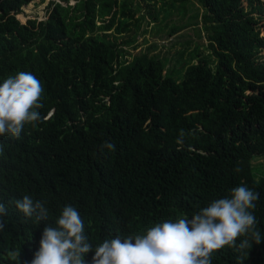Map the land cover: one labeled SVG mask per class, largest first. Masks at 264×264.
<instances>
[{"label": "trees", "instance_id": "trees-1", "mask_svg": "<svg viewBox=\"0 0 264 264\" xmlns=\"http://www.w3.org/2000/svg\"><path fill=\"white\" fill-rule=\"evenodd\" d=\"M34 1L0 0V83L33 73L47 117L26 124L20 139L0 136V201L8 207L0 264H16L14 251L30 264L44 227L66 204L80 212L94 249L191 218L241 185L260 194L261 242L225 246L211 264H264V168L254 167L264 158V0H198L210 55L198 48L189 62L183 51L133 54L137 37L120 42L132 20L139 29L145 18H134V0L52 2L45 20L21 23L16 14ZM161 1L182 13L192 2ZM196 23L174 25L168 35ZM105 141L115 150H101ZM26 194L46 202L47 219L26 218L8 203Z\"/></svg>", "mask_w": 264, "mask_h": 264}, {"label": "clouds", "instance_id": "clouds-1", "mask_svg": "<svg viewBox=\"0 0 264 264\" xmlns=\"http://www.w3.org/2000/svg\"><path fill=\"white\" fill-rule=\"evenodd\" d=\"M41 81L31 72L21 71L0 83V136L20 139L26 124L36 126L47 117L43 108ZM181 130L176 143H183ZM101 150H115L111 141L101 144ZM3 146L0 145V152ZM239 171V169H236ZM258 191L243 185L231 189L230 198L212 201L191 218L175 222L157 223L143 235L121 238L117 235L95 246L85 234V223L80 212L72 205H64L55 225H46L42 231L38 250L30 264H85L84 256L94 252L91 264H211L212 254L225 246L244 249L250 241L261 242L255 215ZM24 217L47 219L45 201L34 200L31 195L9 201ZM251 210V211H250ZM8 207L0 201V217L6 216ZM6 225L0 219V231ZM245 237L237 245L239 237ZM10 255L20 264V252Z\"/></svg>", "mask_w": 264, "mask_h": 264}, {"label": "rangeland", "instance_id": "rangeland-1", "mask_svg": "<svg viewBox=\"0 0 264 264\" xmlns=\"http://www.w3.org/2000/svg\"><path fill=\"white\" fill-rule=\"evenodd\" d=\"M69 5H73L77 0H68ZM52 2L63 3V0H36L30 3L28 6H24L16 17L21 23L25 24L31 19H37L38 21L45 20L47 18V10L49 4ZM171 2V1H170ZM170 2L163 5L161 0H134L131 3V9L135 11L134 18H138L143 15L145 18L140 22L139 29L134 28L135 22L131 28L132 32L125 34L120 38V42L132 40L137 37V43L139 48L137 51H132L136 54L139 49L146 50L152 47V53L159 57L178 56V52H184V60L189 62L191 59V53L199 48V51L203 56L210 55L207 49V41L203 34L201 14L202 8L198 3V0H192L188 5L183 8V13L180 12L182 6L172 7ZM65 5V3H63ZM246 6V2L243 3ZM168 10L170 14L166 15L164 10ZM160 9V10H159ZM151 14H157V20L154 21ZM198 15V19L195 16ZM264 15V14H263ZM189 22H197L196 25H187L181 31L174 35H168V31L172 29V26L179 24H188ZM262 37H264V19L261 23ZM146 40V42H144ZM130 45L127 44L128 48ZM264 57V52L262 53ZM197 64L198 61L192 62ZM255 168H264V158L257 159L254 162Z\"/></svg>", "mask_w": 264, "mask_h": 264}]
</instances>
